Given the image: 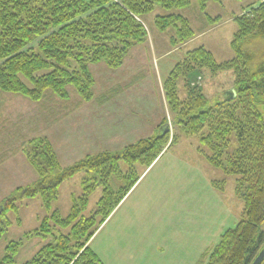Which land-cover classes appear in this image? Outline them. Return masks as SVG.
Returning a JSON list of instances; mask_svg holds the SVG:
<instances>
[{
  "label": "trees",
  "instance_id": "obj_1",
  "mask_svg": "<svg viewBox=\"0 0 264 264\" xmlns=\"http://www.w3.org/2000/svg\"><path fill=\"white\" fill-rule=\"evenodd\" d=\"M206 13L211 2L196 0ZM242 1V0H237ZM193 0H0V99L13 93L43 104L47 98L69 100L72 87L79 97L94 99L93 64L105 63L118 69L137 44L148 41L144 17L156 7L169 12L155 17L161 32L174 29L171 38L179 48L196 37L190 20L181 12ZM244 9L231 43L234 57L217 62L213 53L201 46L186 55L164 81V93L173 123L180 135L169 143V124L164 120L160 135L149 136L127 145L118 153L102 152L87 156L63 168L47 138L30 140L22 149L38 174L33 184L19 187L0 204V241L19 215L18 201L38 197L45 216L27 240L42 238L44 244L24 264H102L90 241L128 192L159 157L182 137H197L199 153L227 176L236 177L235 192L244 208L235 228L228 229L212 251L205 253L204 264H253L264 249V2ZM207 29L218 26L222 16L206 13ZM35 44H37L35 46ZM216 77L224 71L233 74L234 88L211 103L203 87L195 84L204 72ZM184 81L186 96L179 95ZM233 92L235 94H233ZM101 102L107 97L100 98ZM168 147V148H167ZM125 167V169H124ZM94 173L83 180V193L74 199L69 214L62 216L54 203L65 180L77 173ZM116 176L123 186L114 187ZM225 180L213 181L224 190ZM97 186L102 196L96 209L85 215ZM17 224L21 219L17 217ZM8 243L0 264H16L22 246ZM205 257V258H206ZM264 264V258L260 262Z\"/></svg>",
  "mask_w": 264,
  "mask_h": 264
},
{
  "label": "rangeland",
  "instance_id": "obj_2",
  "mask_svg": "<svg viewBox=\"0 0 264 264\" xmlns=\"http://www.w3.org/2000/svg\"><path fill=\"white\" fill-rule=\"evenodd\" d=\"M262 2L264 0L211 2L206 13L213 18L222 16L223 20L215 30L200 36L201 21L207 23L208 19L193 0L191 7L181 12L190 20L196 39L165 59L158 58L174 49L171 38L175 31L157 29L155 17L169 12L156 7L144 17L148 41L135 45L122 67L110 69L103 62L90 66L95 81L94 99L90 102L83 101L72 87L68 88L69 100L49 97L43 104L21 95L3 93L0 99V204L17 188L38 179L22 151L30 140L47 138L63 168L87 156L118 153L130 143L160 135L162 129L158 127L164 120L170 126L171 144L174 135L181 133L173 123V114L166 102L164 81L181 57L201 46L211 51L217 62L231 60L234 57L231 43L238 28L235 18L243 12L242 7L248 10L252 4L257 6ZM160 71L163 82L158 78ZM233 77L231 71L216 77L206 71L193 85L203 86L210 102L215 103L224 92L234 88ZM184 84L182 80L179 83L181 98L186 96ZM104 96L110 102L106 108L113 112L110 129L105 126L103 135L96 131L95 135H89V130L93 131L97 124L93 121L85 126V110L105 105L107 101H100ZM96 119L107 121L109 118L90 117L88 120ZM133 125L140 127L131 134ZM200 144L197 137H182L144 171L90 241L102 264H204L205 253L219 244L228 229L237 226L244 204L235 192L236 177L213 167L199 153ZM95 177L98 178L94 173L80 172L65 180L54 208L66 217L74 199L83 193V180L89 178V182L96 185ZM222 180H225L224 190L213 186V181ZM110 182L114 187L123 186V181L116 176ZM102 192V187L97 186L85 215L95 211ZM18 206V216L8 214L14 224L0 241V258L9 242L20 241L23 244L16 264H24L45 243L38 237L27 240L25 234L39 227L46 212L38 197L19 200ZM17 217L21 219L20 224H17Z\"/></svg>",
  "mask_w": 264,
  "mask_h": 264
},
{
  "label": "crops",
  "instance_id": "obj_3",
  "mask_svg": "<svg viewBox=\"0 0 264 264\" xmlns=\"http://www.w3.org/2000/svg\"><path fill=\"white\" fill-rule=\"evenodd\" d=\"M210 5V4H209ZM209 7V6H208ZM240 10H242V8L240 9ZM239 9H238V12L240 11ZM240 14V13H239ZM231 19H233V18H231ZM230 19V20H231ZM201 26H200V30H202V33L200 34V36L202 35H206L207 33H209V32H211V31H213V30H215L217 27H219V25L218 26H216V27H212V28H209V29H207V27H205V25L203 24V22L201 21ZM195 39H196V37L193 39V40H191V41H189L188 43H186L185 45H183V46H181V47H179V48H174V49H171V50H169L168 52H166V53H163V54H161L160 55V57L158 58V59H165L166 57H168V56H170V54L171 53H174V52H176V51H180V50H182L184 47H186L190 42H193V41H195ZM205 47V46H204ZM154 48H155V46H154ZM156 52V51H155ZM155 52H153V54L155 53ZM155 55V57L157 56L156 55V53L154 54ZM183 57H181V59H182ZM179 62V61H178ZM154 77H155V75H154ZM158 78H159V80L161 81V82H163V78H162V72L160 71L159 72V74H158ZM203 87V86H202ZM233 89V88H232ZM231 89V90H232ZM203 90H204V88H203ZM205 93V92H204ZM206 94V93H205ZM109 103L110 102H108L107 101V103L104 105V104H102L101 106H99V107H101V108H97V109H93V108H90V109H86L85 110V118H86V120H85V126L87 127V125H88V123L87 122H89V123H91V122H93V123H96L97 124V127H95V129L93 130V131H90L89 130V135L90 134H94L95 135V131L96 132H98V133H101L102 135H103V131H104V128H105V126H108V128L110 129V116L112 115V113L113 112H109V109L108 108H106L107 106H109ZM125 111H124V115H125ZM88 116V117H87ZM121 116H123V115H121ZM90 117H102V118H104V117H108L109 119L106 121L105 119H100V120H98V119H96V120H88ZM126 124V123H125ZM125 124H122V125H125ZM128 124H130L129 123V121H128ZM157 124L158 123H156V124H154L153 125V127H154V129L156 128V126H157ZM132 125V124H131ZM140 126L139 125H133V126H131V134H132V132H136L135 130L137 129V128H139ZM153 127H152V129H153ZM109 131V130H108ZM107 131V132H108ZM110 132V131H109ZM91 143H92V141H90ZM134 143V142H133ZM131 144V143H130ZM192 194H193V192H192Z\"/></svg>",
  "mask_w": 264,
  "mask_h": 264
},
{
  "label": "water",
  "instance_id": "obj_4",
  "mask_svg": "<svg viewBox=\"0 0 264 264\" xmlns=\"http://www.w3.org/2000/svg\"><path fill=\"white\" fill-rule=\"evenodd\" d=\"M233 94H235V93L233 92ZM167 131H170V129H168ZM263 258H264V249L259 254V256L256 258V260L254 261L253 264H260V262L262 261Z\"/></svg>",
  "mask_w": 264,
  "mask_h": 264
}]
</instances>
